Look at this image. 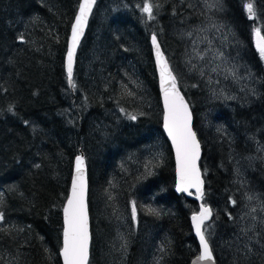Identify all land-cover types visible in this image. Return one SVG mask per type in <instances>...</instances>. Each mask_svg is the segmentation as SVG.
Instances as JSON below:
<instances>
[{"label": "trees", "instance_id": "obj_1", "mask_svg": "<svg viewBox=\"0 0 264 264\" xmlns=\"http://www.w3.org/2000/svg\"><path fill=\"white\" fill-rule=\"evenodd\" d=\"M80 2L0 0V264H63V209L81 151L89 264H191L199 255V205L175 190L152 35L194 114L216 262L264 264V59L255 42L264 0H253L254 19L249 0H100L72 91L65 64ZM211 28L228 63L214 74L186 62L191 34Z\"/></svg>", "mask_w": 264, "mask_h": 264}, {"label": "snow or ice", "instance_id": "obj_2", "mask_svg": "<svg viewBox=\"0 0 264 264\" xmlns=\"http://www.w3.org/2000/svg\"><path fill=\"white\" fill-rule=\"evenodd\" d=\"M96 0H82L79 4V13L75 17V23L71 30V45L67 52V76L69 83H73V63L76 49L80 38L83 35L84 28L87 25L88 17ZM246 11L249 19L256 17V11L253 0L246 4ZM142 12L147 14L148 19H154L153 8L150 3H145ZM256 48L264 59V35H261L260 28H255ZM151 42L156 52L157 63L160 68L161 88L164 93V127L168 132L176 150L177 176L178 183L176 190L178 192H189V189L196 190L198 199H203V181L201 179L200 169L197 167V161L200 157V144L196 139V133L191 126V113L184 98L177 90V79L169 69L167 61L160 51V45L157 37L152 35ZM215 71V69H213ZM129 119L135 120V115H129ZM86 180L84 171L83 157L76 158V178L72 183L71 196L68 198L67 206L64 212V231H63V249L61 255L64 264H88L89 256V231H88V213L85 203ZM191 194V193H189ZM251 199V197H249ZM153 215H158L154 210H150ZM212 216L211 209L202 205L199 214L192 216L196 236L199 238L201 253L198 256L199 261L211 262L214 264L212 250L208 239L205 236V221ZM132 218L136 219V207L133 204ZM4 219L0 212V221ZM195 264V262H194Z\"/></svg>", "mask_w": 264, "mask_h": 264}, {"label": "water", "instance_id": "obj_3", "mask_svg": "<svg viewBox=\"0 0 264 264\" xmlns=\"http://www.w3.org/2000/svg\"><path fill=\"white\" fill-rule=\"evenodd\" d=\"M99 1H100V0H96V3L94 4V6H93V8H92L91 14H90L89 17H88L87 25H86V27L84 28L83 35H82V37L80 38L79 45H78V47H77V49H76V53H75V56H74V63H73V83H74L75 68H76V63H77V59H78V54H79V51H80L81 45H82V43H83V41H84V39H85V37H86L87 31H88V28H89V24H90V21H91V18H92V15H93V13H94V11H95V9H96V7H97ZM81 2H82V0H81ZM81 2H80V3H81ZM78 13H79V9H78L77 15H78ZM77 15H76V16H77ZM74 23H75V20H74V22H73V25H74ZM73 25H72V26H73ZM71 30H72V28H71ZM261 35H262V34H261ZM155 36H156V35H155ZM156 37H157V36H156ZM150 42H151V40H150ZM157 42H158V44L160 45V51H161V53L163 54L164 59L167 61L168 66H169V69L172 71V74L176 77L175 73H174L173 70H172V67H171V65H170V62H169V60H168V58H167V56H166V54H165V52H164V50H163L162 45H161V43H160V41H159L158 38H157ZM255 42H256V37H255ZM70 45H71V34H70V38H69L68 49H69ZM151 46H152V50H153V56H154V61H155V66H156V71H157V76H158V80H159V90H160L161 102H162L163 113H164V115H163V131H164V134H165V136H166V138H167V140H168V142H169V144H170V146H171V148H172V151H173L174 160H175V168H176V187H177L178 176H177L176 150H175V146H174L173 143H172L171 138H170L169 135H168L167 130H166L165 127H164L165 106H164V93H163V90H162V88H161V81H160V68H159V65H158V63H157L156 52H155V48H154L153 45H152V42H151ZM67 52H68V50H67ZM65 68H66V73H67V54H66V64H65ZM176 79H177V77H176ZM68 82H69V81H68ZM69 87H70V89H71L72 91L74 90V89H73L74 87H73L70 83H69ZM177 90H178L179 94L184 98L185 103L188 105V109H189V112L191 113V118H192V119H191L192 130L196 133L195 128H194V121H195V119H194L193 111H192L191 106H190L188 100L186 99L184 93L182 92V90L180 89V87H179V85H178V80H177ZM196 139H197V141H198L199 144H200V157H199V160L197 161V167L200 169V172H201V179H202V181H203V192H204V196H205V185H206V183H205V179H204V176H203V172H202V170H201V161H202V158H203V150H202V146H201V143H200V141H199V138H198V136H197V133H196ZM77 157H83V159H84V171H85V180H86L85 203H86V205H87V213H88V231H89V256H88V264H89V263H90V260H91V245H92L91 217H90V208H89V173H88V166H87V161H86V157H85L84 152L81 151L80 154H79ZM77 157H76V158H77ZM75 178H76V159H75V162H74V169H73V176H72V182H71V187H70L69 197L71 196V192H72V183H73V180H74ZM175 190H176V189H175ZM176 193H177L178 195L185 196L187 199L192 200V201H195V202L198 203V205H199V211H198L196 214H193V215H197V214H199L202 205L207 206V207H209V208L211 209L212 216L209 218V220L205 221V225H204V229H203V230L205 231V227H206L208 224H210V223L212 222V219H213L214 213H213V210H212V208H211L210 206L204 204V196H203V199H198L197 196H196V190H195L194 188L189 189V192H178V191L176 190ZM189 193H191V194H189ZM69 197H68V198H69ZM67 201H68V199H67ZM66 206H67V202H66L64 208H65ZM193 215H192V216H193ZM192 216H191V225H192L193 233H194V236H195L196 239H197V242H198V245H199V249H200V253H201V247H200V243H199V238L196 236V233H195V228H194V225H193ZM63 222H64V212H63ZM205 236H206V234H205ZM208 242H209V241H208ZM209 246H210V243H209ZM210 248H211V246H210ZM62 249H63V246H62ZM211 250H212V248H211ZM61 252H62V250H61ZM200 253H199V255H200ZM212 253H213V251H212ZM199 255H198V256H199ZM198 256H197V257L191 262V264H194V262H195V264H211V262L199 261V260H198ZM213 258H214V264H217L216 259H215V257H214V254H213ZM61 259H62V263L64 264V261H63V257H62V255H61Z\"/></svg>", "mask_w": 264, "mask_h": 264}, {"label": "rangeland", "instance_id": "obj_4", "mask_svg": "<svg viewBox=\"0 0 264 264\" xmlns=\"http://www.w3.org/2000/svg\"><path fill=\"white\" fill-rule=\"evenodd\" d=\"M214 29H210L207 32H202L199 34H191L192 41H194V45L192 46L191 53L186 54V62L188 65H196L197 61H201L202 66L211 65L214 69L221 70V67H227L228 63L224 59L222 55H220L218 52H216L215 48L217 47V44L219 45L221 42V35L219 34H213ZM202 42V45L200 47V44ZM212 43V46L210 48V44ZM199 47L201 48L199 50ZM203 55V56H201ZM218 66H220V69H218ZM211 74H214V71L211 72ZM238 102V99L235 97V99H230V101Z\"/></svg>", "mask_w": 264, "mask_h": 264}]
</instances>
